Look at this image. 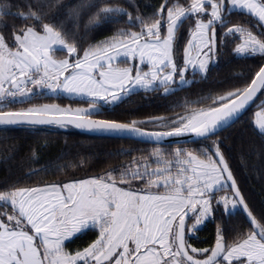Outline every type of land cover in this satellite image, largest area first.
<instances>
[{"label":"snow or ice","instance_id":"obj_1","mask_svg":"<svg viewBox=\"0 0 264 264\" xmlns=\"http://www.w3.org/2000/svg\"><path fill=\"white\" fill-rule=\"evenodd\" d=\"M234 15L245 19L234 22ZM104 26H112L111 35L89 42ZM226 50L260 58L250 76L234 77L238 86L185 100L173 116L94 118L141 91L167 97L207 81ZM60 96L87 107L34 103ZM253 106L259 110L251 122L264 135V0H0L5 130L74 126L155 145L171 138L197 145L157 146L68 182L0 180V264H264V214H253L220 138ZM19 150L10 145L4 160ZM25 158L35 162L37 149ZM63 159L26 175L69 167ZM237 213L245 215L247 231L230 223ZM207 223L214 243L192 246L190 236ZM86 236H94L86 246L69 247Z\"/></svg>","mask_w":264,"mask_h":264},{"label":"trees","instance_id":"obj_2","mask_svg":"<svg viewBox=\"0 0 264 264\" xmlns=\"http://www.w3.org/2000/svg\"><path fill=\"white\" fill-rule=\"evenodd\" d=\"M75 2V0H73ZM160 0H139L142 5L145 3L156 4ZM151 11V9H145ZM245 18L234 15V22H242ZM112 26H104L98 29L89 42L102 40L111 35ZM109 29V30H104ZM260 58L240 59L233 56L231 51L226 50L221 54L219 63L210 67L207 81H200L191 86H186L183 90L167 97L159 93H145L143 91L131 96V98L113 107L106 109L102 119H116L128 122L133 119H144L149 116L165 115L173 116L184 111L177 107L185 100L193 101L200 94H207L210 89H221L223 87L241 83V80L234 77L242 76L247 78L259 67ZM199 80V77H197ZM223 82V83H221ZM56 101L63 105L66 103H84L76 99H69L65 96L45 97L37 99L36 103L43 101ZM35 102V101H34ZM259 103V98L257 100ZM29 105H15L14 107H28ZM199 107L202 105H193ZM255 106L251 107L246 114L231 127L220 133V138L224 140L222 150L235 174L237 183L243 192L246 201L249 203L253 214L257 219H261L264 214V135L259 133L252 124ZM152 130V126H149ZM10 145H16L20 149L15 154L14 159L5 161L6 149ZM195 144L176 145H153L131 139H116L78 130L73 127L67 129L41 128L37 131L25 129L23 127L5 130L0 127V180L19 178L22 184L39 185L43 182H53L63 180L69 181L73 176L76 178H87L99 173L106 172L109 168L120 165L125 161H130L135 156H147L154 147H189ZM30 148L37 149L38 159L33 162L25 157ZM125 150H134L130 156L110 155ZM64 157L59 163L70 166L59 171L49 167L47 171H37L35 175H26L32 170L44 168L56 161L59 157ZM75 165V166H71ZM230 223L247 231L250 225L247 223L243 213H237L231 217ZM94 238L84 237L69 245L70 248L86 246L85 242ZM189 242L194 247H209L214 243V226L207 223L202 226L197 233L190 236Z\"/></svg>","mask_w":264,"mask_h":264},{"label":"water","instance_id":"obj_3","mask_svg":"<svg viewBox=\"0 0 264 264\" xmlns=\"http://www.w3.org/2000/svg\"><path fill=\"white\" fill-rule=\"evenodd\" d=\"M258 100V99H257ZM251 108V107H250ZM249 108V109H250ZM248 109V110H249ZM248 112V111H247ZM246 112V113H247ZM245 113V114H246ZM94 118H98V119H102V118H99V117H94ZM0 127H2V126H0ZM69 127H73V128H76V127H74V126H69ZM76 129H78V128H76ZM78 130H81V131H84V132H87V133H90V134H93V135H95V136H103V137H110V138H116V137H112V136H106V135H98V134H96V133H92V132H89V131H87V130H83V129H78ZM116 139H124V138H116ZM131 140H135V139H131ZM188 140V138H183V140L181 139V138H171V139H169L165 144H163V145H176V144H187V143H190V142H186ZM135 141H138V140H135ZM140 142V141H139ZM143 143H145V142H143ZM149 144H152V143H149ZM153 145H155V144H153Z\"/></svg>","mask_w":264,"mask_h":264},{"label":"rangeland","instance_id":"obj_4","mask_svg":"<svg viewBox=\"0 0 264 264\" xmlns=\"http://www.w3.org/2000/svg\"><path fill=\"white\" fill-rule=\"evenodd\" d=\"M58 55H63V53H58ZM121 66H125V65H121ZM65 97H67V96H65ZM34 103H36V101L34 102ZM42 103H55V104H59V103H57L56 101H43ZM59 105H61V104H59ZM69 105H71L73 108H76V107H87V104H85V103H75V104H71V103H66V104H63V105H61L62 107H67V106H69ZM257 110H259V109H257ZM256 110V111H257ZM197 145H194V146H189V147H187V148H193V147H196ZM88 178V177H87ZM68 182V181H67ZM35 186V185H34ZM192 235H194V234H192ZM191 235V236H192Z\"/></svg>","mask_w":264,"mask_h":264}]
</instances>
